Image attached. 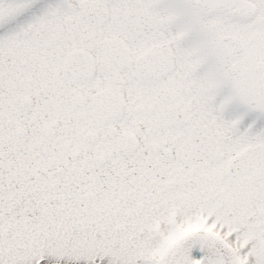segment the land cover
<instances>
[{
	"label": "snow or ice",
	"instance_id": "snow-or-ice-1",
	"mask_svg": "<svg viewBox=\"0 0 264 264\" xmlns=\"http://www.w3.org/2000/svg\"><path fill=\"white\" fill-rule=\"evenodd\" d=\"M0 264H264V0H0Z\"/></svg>",
	"mask_w": 264,
	"mask_h": 264
}]
</instances>
